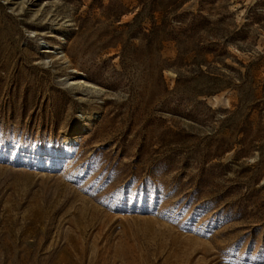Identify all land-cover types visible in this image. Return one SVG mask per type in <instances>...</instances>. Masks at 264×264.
<instances>
[{"label": "rangeland", "instance_id": "374dc122", "mask_svg": "<svg viewBox=\"0 0 264 264\" xmlns=\"http://www.w3.org/2000/svg\"><path fill=\"white\" fill-rule=\"evenodd\" d=\"M0 264H264V0H0Z\"/></svg>", "mask_w": 264, "mask_h": 264}, {"label": "bare ground", "instance_id": "6f19581e", "mask_svg": "<svg viewBox=\"0 0 264 264\" xmlns=\"http://www.w3.org/2000/svg\"><path fill=\"white\" fill-rule=\"evenodd\" d=\"M79 130L78 128L74 129V131Z\"/></svg>", "mask_w": 264, "mask_h": 264}]
</instances>
